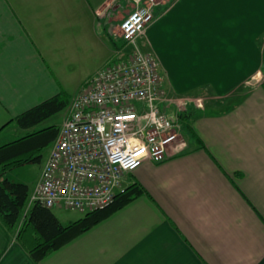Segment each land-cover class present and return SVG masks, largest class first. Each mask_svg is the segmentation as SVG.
Instances as JSON below:
<instances>
[{"label":"crops","instance_id":"1","mask_svg":"<svg viewBox=\"0 0 264 264\" xmlns=\"http://www.w3.org/2000/svg\"><path fill=\"white\" fill-rule=\"evenodd\" d=\"M125 3L0 0V146L29 133L14 132L17 116L61 92L71 101L126 57L120 37L110 45ZM155 18L139 47L178 113V153L125 174L121 188L145 193L39 262L34 232L19 239L22 222L0 219V264H264V0H166ZM58 210H71L52 209L64 226L85 215L64 223Z\"/></svg>","mask_w":264,"mask_h":264},{"label":"built area","instance_id":"2","mask_svg":"<svg viewBox=\"0 0 264 264\" xmlns=\"http://www.w3.org/2000/svg\"><path fill=\"white\" fill-rule=\"evenodd\" d=\"M114 1L130 4L119 24L129 52L94 74L71 99L29 205L82 214L104 210L123 189L125 174L145 161L164 162L183 143L178 113L166 104L159 62L139 47L155 22V9L166 0Z\"/></svg>","mask_w":264,"mask_h":264},{"label":"trees","instance_id":"3","mask_svg":"<svg viewBox=\"0 0 264 264\" xmlns=\"http://www.w3.org/2000/svg\"><path fill=\"white\" fill-rule=\"evenodd\" d=\"M69 103L70 98L61 92L17 116L14 123L21 130H31L65 110ZM58 131L57 126L32 130L23 137L0 146V219L9 229H14L22 222L18 231L19 239L29 231L34 232L36 238L29 249L34 262H39L145 193L137 183L131 184L116 194L113 204L108 208L86 213L82 219L67 226L60 223L52 209L39 202H34L25 214L30 189L26 184L10 180L7 174L20 167L40 164L42 152L53 144Z\"/></svg>","mask_w":264,"mask_h":264},{"label":"rangeland","instance_id":"4","mask_svg":"<svg viewBox=\"0 0 264 264\" xmlns=\"http://www.w3.org/2000/svg\"><path fill=\"white\" fill-rule=\"evenodd\" d=\"M124 7L125 8H123V7L121 8L120 7L119 13H117L116 15H114L112 17V19L116 22V23L114 21L111 22L112 26H114L115 24L120 23L124 19V17H125V12H127V10H130L131 9L130 6H129V3H125ZM116 34L118 36L117 38L110 37V39H111L110 45H111L112 48L115 47V44L114 43H120V41H119V37H120V31H119V29L117 30V33ZM147 36L150 37V33H148ZM120 39H121V37H120ZM140 43H141V45L143 47L146 46L144 41L141 40ZM128 52H129L128 49H125L124 50V53H128ZM118 58L115 57V58H113V60H117ZM74 85L75 86H78L79 85V81H77L76 84H74ZM67 112H68V109L66 108L65 110L61 111L60 113H58L57 115L51 117L50 119L44 121L43 123L39 124L38 126L34 127L33 129L26 130V131H29L30 132L32 130H36V131L37 130H41L44 127H47L49 124H55V125L59 126V125L62 124L61 122L63 120V117H65V115L67 114ZM185 114L184 115L182 114V115L185 116ZM14 132H16V134H17L18 132H21V129H19L17 127V128H15V131ZM18 137H20V136H18ZM48 152H49V148H46L42 152L43 159H42V162L40 164L28 165V166H24V167L17 168V169H15V170H13L12 172L9 173V179L10 180H13L15 182H20V183L26 184L29 187V189H30V195H31L32 194V191L34 189V186L36 185V182H37V180H38V178L40 176L41 167H42V165L44 163V160H45ZM30 206L31 205H29V200H28V204L26 206L25 214H27ZM56 211H57V209H56ZM58 214L61 217V220L64 221V223H66L67 220H69V219H71V220H73V219H79V218H81L83 216V214H81L79 212H76V211H65V210H58Z\"/></svg>","mask_w":264,"mask_h":264},{"label":"snow or ice","instance_id":"5","mask_svg":"<svg viewBox=\"0 0 264 264\" xmlns=\"http://www.w3.org/2000/svg\"><path fill=\"white\" fill-rule=\"evenodd\" d=\"M141 151H143V149H141ZM137 155H139V153H137Z\"/></svg>","mask_w":264,"mask_h":264}]
</instances>
